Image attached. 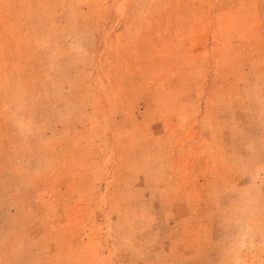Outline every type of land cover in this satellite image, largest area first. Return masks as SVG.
<instances>
[{"label":"rangeland","instance_id":"rangeland-1","mask_svg":"<svg viewBox=\"0 0 264 264\" xmlns=\"http://www.w3.org/2000/svg\"><path fill=\"white\" fill-rule=\"evenodd\" d=\"M189 1L0 0V264H264V0Z\"/></svg>","mask_w":264,"mask_h":264},{"label":"crops","instance_id":"crops-1","mask_svg":"<svg viewBox=\"0 0 264 264\" xmlns=\"http://www.w3.org/2000/svg\"><path fill=\"white\" fill-rule=\"evenodd\" d=\"M188 2L186 3L185 2V0H183V6H186L187 4H189L190 3V1L189 0H187ZM198 1V0H197ZM197 1L196 0H191V2H193V3H195L194 5H198L199 3H197ZM218 2H219V0H217ZM196 11H199V10H196Z\"/></svg>","mask_w":264,"mask_h":264}]
</instances>
